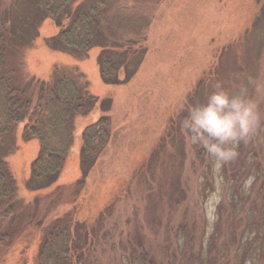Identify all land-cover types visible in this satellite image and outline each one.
Returning a JSON list of instances; mask_svg holds the SVG:
<instances>
[{
  "label": "rangeland",
  "instance_id": "obj_1",
  "mask_svg": "<svg viewBox=\"0 0 264 264\" xmlns=\"http://www.w3.org/2000/svg\"><path fill=\"white\" fill-rule=\"evenodd\" d=\"M263 1L76 0L80 7L101 2L99 29L114 42L115 52L122 53L130 41L142 54L126 84L105 87L95 52L87 56L48 46L57 48L68 15L56 22L38 12L35 0H0V30L18 34L6 61L15 69L16 83L25 77L49 79L56 68L74 67L91 94L111 101L110 141L78 195L72 184L60 199L28 204L32 199L22 185L37 148L19 144L9 160L19 189L17 212L25 214L30 205L38 214L29 223L22 220L0 264H34L40 237L35 224L41 221L43 227L67 214L94 231L80 264H128L131 249L144 255L146 264H264ZM35 15L37 23L43 20L26 46L23 36L32 37ZM118 75L124 78L122 67ZM217 80L230 93L243 89L261 114L251 144L235 145L237 156L226 163L215 162L193 134L178 127L186 114L182 108L190 99L203 101ZM99 107L74 119L64 184L78 177L81 135L103 116Z\"/></svg>",
  "mask_w": 264,
  "mask_h": 264
},
{
  "label": "trees",
  "instance_id": "obj_2",
  "mask_svg": "<svg viewBox=\"0 0 264 264\" xmlns=\"http://www.w3.org/2000/svg\"><path fill=\"white\" fill-rule=\"evenodd\" d=\"M75 3L76 0H35L36 9L38 12L43 10L45 18L58 22L63 14L70 19L57 35V48L53 44L48 46L51 50L72 49L87 56L95 52L100 83L105 87L126 84L141 62V52L135 51L130 41L125 43L127 46L122 53L115 52L114 42L104 39L99 29L104 22L101 2L84 3L81 7ZM36 19L37 15L33 19L32 37L28 34L23 36L26 46L33 41L35 30L43 20L37 23ZM16 35L14 31L0 30V254L18 234L22 220L23 224L25 221L29 223L38 214L35 209L30 210V205L23 209L25 214L17 212L19 189L9 160L19 144H36L37 151L29 162L22 192L31 197L28 204L40 206L46 199H60L72 184L74 193L78 195L79 186L84 183L111 136L109 117L106 115L111 101L100 98L105 95L91 94L88 82L74 67L72 71L56 68L49 79L25 77L22 86L15 82V69L10 68L6 61L9 43ZM121 67L125 74L122 80L118 75ZM189 101L188 104L192 103L191 99ZM96 107L103 116L82 132L81 149L77 156L78 177L64 184L67 180L64 170L73 142L74 119L87 116ZM20 124H24L21 129L18 128ZM251 142L252 138L247 144ZM238 154H242L240 150ZM42 225L41 221L35 224L40 228V237L34 264H80L91 250L93 241L89 237H94L91 235L94 231L87 230L86 223L76 221L70 214ZM131 252L128 264H143L140 258L147 263L144 255L140 254L139 258L134 254L135 249Z\"/></svg>",
  "mask_w": 264,
  "mask_h": 264
},
{
  "label": "clouds",
  "instance_id": "obj_3",
  "mask_svg": "<svg viewBox=\"0 0 264 264\" xmlns=\"http://www.w3.org/2000/svg\"><path fill=\"white\" fill-rule=\"evenodd\" d=\"M178 127L193 134L204 151L217 163L236 158L235 145L247 142L261 122L258 105L247 98L243 89L230 93L222 81L210 85L203 101L185 105Z\"/></svg>",
  "mask_w": 264,
  "mask_h": 264
}]
</instances>
